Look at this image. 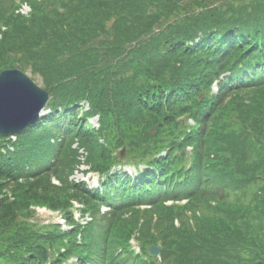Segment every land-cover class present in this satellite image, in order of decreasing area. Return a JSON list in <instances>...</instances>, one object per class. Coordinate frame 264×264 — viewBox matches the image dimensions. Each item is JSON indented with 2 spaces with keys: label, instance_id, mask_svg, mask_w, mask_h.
Masks as SVG:
<instances>
[{
  "label": "trees",
  "instance_id": "16d2710c",
  "mask_svg": "<svg viewBox=\"0 0 264 264\" xmlns=\"http://www.w3.org/2000/svg\"><path fill=\"white\" fill-rule=\"evenodd\" d=\"M26 1L0 0V71L49 113L0 136V264H264V0ZM80 149L102 188L69 180Z\"/></svg>",
  "mask_w": 264,
  "mask_h": 264
},
{
  "label": "water",
  "instance_id": "95a60500",
  "mask_svg": "<svg viewBox=\"0 0 264 264\" xmlns=\"http://www.w3.org/2000/svg\"><path fill=\"white\" fill-rule=\"evenodd\" d=\"M48 100L49 92L22 70L9 68L0 71V135L18 133L33 124ZM160 250V246L147 249L152 256Z\"/></svg>",
  "mask_w": 264,
  "mask_h": 264
},
{
  "label": "rangeland",
  "instance_id": "374dc122",
  "mask_svg": "<svg viewBox=\"0 0 264 264\" xmlns=\"http://www.w3.org/2000/svg\"><path fill=\"white\" fill-rule=\"evenodd\" d=\"M15 3L17 4V8H20V7H24V9L25 10H28L29 9V7L27 6V5H29L30 6V4L26 1V0H15ZM185 3L187 4L188 2L187 1H185ZM192 6V5H191ZM31 7V6H30ZM19 10L17 9V12H18ZM77 26H76V28H78V29H80V27H79V25H78V23L76 24ZM82 30V29H81ZM160 30V29H159ZM101 38V36L100 37H97V39L95 40V41H93V43L94 44H96V46L98 45V43H99V39ZM100 41H102V40H100ZM138 44H134V47L135 46H137ZM14 68H19V67H17V64H16V67H14ZM25 73L29 76V77H31L32 79H33V81L37 84V85H39L40 87H43V83H42V80H41V77L39 76V75H36V74H34V73H32L29 69H27V70H25ZM87 106V105H86ZM44 113H49V108H47V105L44 107V109H43V114ZM91 122H92V124H94V125H96L95 127H97V125H98V116H96V117H94V118H92L91 120H90ZM189 121H190V119H189ZM74 147H75V145H74ZM125 149V148H124ZM79 152H80V150H79ZM125 152H126V149H125ZM187 152H188V154H187V156H186V158H185V164H188L189 163V155H190V147H188L187 148ZM84 154H82V156L80 155V160H81V164L79 165V167H78V170L77 171H74V173L73 174H71L70 176H69V180H80L82 177H84V178H86V175L84 174V175H82V171H81V169H84V171H85V169H88L89 168V164L88 163H86V159H84L85 158V156H86V152L84 151L83 152ZM81 154V153H80ZM125 153L121 156V158L122 159H124L125 158ZM144 166H141V167H139L137 170H135V168L132 166V165H128V166H126V171L127 172H129V173H131L132 172V174L133 175H136V172H140V169H142ZM90 180H92L89 184H91V186H93V184L97 181V175H95V174H92V176H91V178H90ZM52 182H54V183H56V184H58L59 182H58V180L55 178V177H53L52 178ZM95 186V185H94ZM260 187H262L261 186V184H259V185H257L256 186V188H254V191L255 190H257V189H259ZM185 201L186 200H184V201H182L181 203H185ZM170 204V203H169ZM35 210H36V214L34 215L35 216V219L38 221V222H40V223H42V222H44V221H51V222H54V221H56V220H58V218H59V211H55V212H51L52 210H50V209H48L47 207H36L35 208ZM70 262H73V260H69L67 263H65V264H70Z\"/></svg>",
  "mask_w": 264,
  "mask_h": 264
}]
</instances>
